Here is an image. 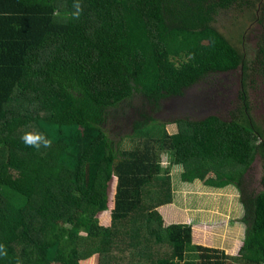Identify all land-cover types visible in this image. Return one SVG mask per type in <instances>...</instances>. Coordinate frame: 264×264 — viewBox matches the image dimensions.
Returning a JSON list of instances; mask_svg holds the SVG:
<instances>
[{"label":"trees","instance_id":"obj_1","mask_svg":"<svg viewBox=\"0 0 264 264\" xmlns=\"http://www.w3.org/2000/svg\"><path fill=\"white\" fill-rule=\"evenodd\" d=\"M239 1L253 7L82 0L75 20L74 0H0V264H264V125L250 112L264 80V0L254 47L247 28L239 47L217 26ZM224 74L241 82L230 119L191 116L194 97L181 109ZM37 131L50 147L24 144ZM197 180L205 194L239 195L228 249L180 204Z\"/></svg>","mask_w":264,"mask_h":264},{"label":"rangeland","instance_id":"obj_2","mask_svg":"<svg viewBox=\"0 0 264 264\" xmlns=\"http://www.w3.org/2000/svg\"><path fill=\"white\" fill-rule=\"evenodd\" d=\"M253 3L252 8H247L242 3L235 4V7L232 9H227L223 11L222 20L217 23L218 28L225 33L231 39H234L236 44L241 47L242 38L239 34V29L243 28L242 32H244L247 28L249 30L244 38L248 43L255 46L254 40V32L258 29H261V23L259 20H255L253 14H256V9L261 5L262 2L259 0H251ZM241 12H246L244 16H238ZM254 12V13H253ZM253 30V31H251ZM225 75V74H224ZM220 75V81H223V85H210L208 83H203L198 85L195 90L192 91L190 96H188L181 103V109L189 108L184 106L190 105L191 103L186 102L188 98L194 97L196 99L198 106L202 109L200 111L190 110L187 111L191 116L198 117L203 114H219L226 119L231 118V111L234 102L239 98V90L241 87V82L235 76L228 75ZM224 77L227 79L224 80ZM263 83L264 80L256 79L254 84L255 88H251L250 92L251 100L254 102L251 103L253 108L250 112L257 119H260L259 122L264 125V94H263ZM221 88L222 92H224L221 96H216L217 89ZM257 88V89H256ZM256 89V90H255ZM255 90V91H254ZM254 93V94H253ZM179 100V99H178ZM174 101V100H173ZM169 102L164 104L167 107L172 105L176 106L177 100L175 102ZM179 102H181L179 100ZM255 105V106H254ZM209 108V111H206ZM168 111L174 108H166ZM157 117L161 120H166L170 117V114L165 111V113H158ZM127 134V137H126ZM130 133H125L123 135V140L121 141V145L123 148H132L135 141H132V137L129 135ZM257 171H255V183L251 185V181L249 178V184L253 188L259 187V181L261 179V161L258 159L256 161ZM181 182V180H180ZM182 183V182H181ZM191 186H181L180 193L182 195V201L180 204L184 207L185 212L188 215L189 222L198 223V224H208L215 226L219 229L217 233V238L220 242H222L221 246L216 245L218 249H228L232 246L231 242H229L226 236L231 232L227 228L229 227V223L231 221L238 220L240 221L244 215V209H242L239 195L235 189L221 191L219 193L213 194H205L203 188V182L195 181ZM114 186V184H113ZM261 190V188H260ZM179 204V205H180ZM107 220L105 215H99L97 217L96 223L99 225H103ZM98 221V222H97ZM221 247V248H220ZM195 255L191 254L188 256L187 260L194 258Z\"/></svg>","mask_w":264,"mask_h":264},{"label":"clouds","instance_id":"obj_3","mask_svg":"<svg viewBox=\"0 0 264 264\" xmlns=\"http://www.w3.org/2000/svg\"><path fill=\"white\" fill-rule=\"evenodd\" d=\"M73 11L71 12V18L79 20L83 13L82 0H74ZM21 139L24 144L39 150L41 147H50L52 141L42 132H26Z\"/></svg>","mask_w":264,"mask_h":264},{"label":"crops","instance_id":"obj_4","mask_svg":"<svg viewBox=\"0 0 264 264\" xmlns=\"http://www.w3.org/2000/svg\"><path fill=\"white\" fill-rule=\"evenodd\" d=\"M150 264H151V261H150Z\"/></svg>","mask_w":264,"mask_h":264}]
</instances>
